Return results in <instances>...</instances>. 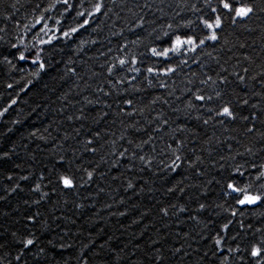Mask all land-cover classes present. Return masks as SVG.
Listing matches in <instances>:
<instances>
[{
    "label": "trees",
    "instance_id": "obj_1",
    "mask_svg": "<svg viewBox=\"0 0 264 264\" xmlns=\"http://www.w3.org/2000/svg\"><path fill=\"white\" fill-rule=\"evenodd\" d=\"M0 264H264V0H0Z\"/></svg>",
    "mask_w": 264,
    "mask_h": 264
},
{
    "label": "snow or ice",
    "instance_id": "obj_2",
    "mask_svg": "<svg viewBox=\"0 0 264 264\" xmlns=\"http://www.w3.org/2000/svg\"><path fill=\"white\" fill-rule=\"evenodd\" d=\"M223 7L225 9H229L230 8V5L227 2H225V3H223ZM213 11H215V9H213ZM250 12H252V9L251 8H239V9L236 10V15L239 16V17H245ZM206 26L208 28H210V29L214 27V25L213 24H210V23L207 24ZM219 26H220V19H219V17H217V19L215 21V27H219ZM211 39H213V40L216 39L215 34H213L211 36ZM182 43H189V44H191V43H193V41L192 40L180 41L179 39H177V41H176L177 46H179ZM201 43H203V41H201ZM121 63H123V62H121ZM198 99H203V98L202 97H198ZM224 114L231 115V113L229 112V110L227 108L224 109ZM63 183H64V185L66 187H71L72 186V181L69 180L68 178H63ZM230 187H231V185H230ZM233 191H236V189H233ZM257 199H258V197L246 196L244 200H241L240 201V203L241 204H244V203H255ZM217 243H219V241H217ZM27 244L28 245L32 244V240H28L27 241ZM258 254H259V251L258 250H255L253 252V255H258Z\"/></svg>",
    "mask_w": 264,
    "mask_h": 264
},
{
    "label": "rangeland",
    "instance_id": "obj_3",
    "mask_svg": "<svg viewBox=\"0 0 264 264\" xmlns=\"http://www.w3.org/2000/svg\"><path fill=\"white\" fill-rule=\"evenodd\" d=\"M222 7H223V5H222ZM223 8H224V7H223ZM239 8H248V7H238L237 9H239ZM248 15H249V14H248ZM248 15H247V16H248ZM247 16H245V17H239V16H237L236 13H235V19H244V18H246ZM217 17H219V14L216 15L214 21L204 22V26H205V28H207V30L209 29L208 36H207V38H206V40H205L204 43H206V42H213V41H214L213 39H211V36L214 34V33H213L214 29H215V28H218V27H215V21H216ZM209 23H210V24H213L214 27L211 28V29L208 28L206 25L209 24ZM177 39H179L180 41L192 40L193 43H191V44H189V43H182V44H180L179 46H177V44H176ZM177 39L174 40V42H173V44H172V47H171L168 51H166L165 54H167L168 52H172V51H178V50H180V49H182V48L192 49V50H193V48H196V43H195V40H194L193 38H186V39L177 38Z\"/></svg>",
    "mask_w": 264,
    "mask_h": 264
}]
</instances>
